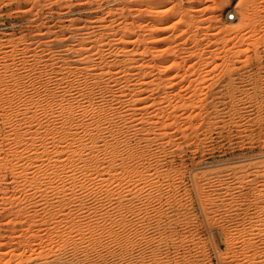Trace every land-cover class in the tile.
Listing matches in <instances>:
<instances>
[{
    "label": "rangeland",
    "instance_id": "1",
    "mask_svg": "<svg viewBox=\"0 0 264 264\" xmlns=\"http://www.w3.org/2000/svg\"><path fill=\"white\" fill-rule=\"evenodd\" d=\"M73 260L264 264V0H0V264Z\"/></svg>",
    "mask_w": 264,
    "mask_h": 264
},
{
    "label": "bare ground",
    "instance_id": "2",
    "mask_svg": "<svg viewBox=\"0 0 264 264\" xmlns=\"http://www.w3.org/2000/svg\"><path fill=\"white\" fill-rule=\"evenodd\" d=\"M228 15H229V14H228ZM73 152H74V151H73ZM71 153H72V151H71ZM75 153H76V152H75ZM72 154H73V153H72ZM68 157H69V155L67 156V158H68ZM70 158H71V157H70ZM70 158H69V159H70ZM69 159H68V160H69ZM66 162H67V161H66ZM67 241H68V240H67ZM66 243H67V242H66ZM67 245H71V246L73 247L74 244L72 245V244H69V243H68ZM71 255H72V253H71ZM66 258H67V257H66ZM66 264H77V263H76L75 260H73L72 262L66 261Z\"/></svg>",
    "mask_w": 264,
    "mask_h": 264
},
{
    "label": "built area",
    "instance_id": "3",
    "mask_svg": "<svg viewBox=\"0 0 264 264\" xmlns=\"http://www.w3.org/2000/svg\"><path fill=\"white\" fill-rule=\"evenodd\" d=\"M227 20L230 21V22H233L235 20V15L234 14H229L227 16Z\"/></svg>",
    "mask_w": 264,
    "mask_h": 264
}]
</instances>
